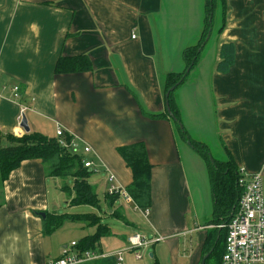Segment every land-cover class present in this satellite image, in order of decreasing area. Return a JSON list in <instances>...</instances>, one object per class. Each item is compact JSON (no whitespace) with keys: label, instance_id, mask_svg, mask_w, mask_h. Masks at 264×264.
<instances>
[{"label":"crops","instance_id":"obj_1","mask_svg":"<svg viewBox=\"0 0 264 264\" xmlns=\"http://www.w3.org/2000/svg\"><path fill=\"white\" fill-rule=\"evenodd\" d=\"M204 7L205 0H0V148L10 145L7 136L28 133L20 126L22 108L30 132L58 140L62 127L66 139L78 142L83 161L93 163L90 171L105 172L99 182L106 195L111 185L119 188L105 214H93L109 226L98 250L122 257L121 264H150L139 249L159 242L165 249L151 253L158 256L154 264H201L208 231L216 228L209 223L213 194L205 161L171 117L153 116L168 112L166 74L185 70L183 51L201 39ZM226 12L223 32H216L218 12L219 25L177 88L176 101L194 139L221 157L226 148L239 175L264 178V0H227ZM226 43L234 44L235 59L224 72L216 65ZM77 57L88 64L86 58L63 60L76 69L57 72L61 59ZM137 142L145 144L152 164L148 209L127 196L133 171L119 152ZM85 146L92 151L85 153ZM62 183L40 159H29L0 186V264H49L67 247L73 251L79 239L68 243L59 232L68 220L45 235L41 216L57 213L51 205L62 202ZM132 207L149 211L147 231L139 230ZM108 216L123 221L121 229L103 220ZM89 228L93 232L83 229L80 239L96 231ZM136 233L159 239L137 250L141 258L124 250Z\"/></svg>","mask_w":264,"mask_h":264},{"label":"trees","instance_id":"obj_2","mask_svg":"<svg viewBox=\"0 0 264 264\" xmlns=\"http://www.w3.org/2000/svg\"><path fill=\"white\" fill-rule=\"evenodd\" d=\"M220 9L222 10L221 26L216 31L218 34L224 30L226 25L227 0H205L204 28L201 39L196 45L187 47L183 51L186 69L194 62L191 68L192 71L200 61L204 49L210 39L203 48L202 44L206 40L210 28H212L213 34L214 28L218 25L219 20L217 19V14ZM219 55L221 59L217 63L216 68L220 71L226 72L234 63V44H223L220 48ZM82 58L86 57L61 59L57 67V72H70L76 69L65 63L63 60H81ZM85 68H87V66ZM186 69L183 72H169L166 74L164 81L165 93L171 86L180 80L185 74ZM191 71L187 74L181 85L185 83ZM175 91L171 92L169 96L171 111L177 118V121H173L182 139L186 142L190 141L194 150L205 161L212 187L213 218L209 223L215 225L216 228L208 231V236L203 246V257L213 249L207 257L205 264H221L228 233L227 224L236 212L244 190L239 184V167L232 154L226 150V148H224L225 156L218 158L212 153L211 147L207 143L194 139L185 127L183 130L180 128L179 123H183V120L180 113V107L176 101ZM153 116L159 118L171 117L169 112ZM7 138L10 141V145L0 148V186L8 179L10 173L14 169L20 167L23 161L40 159L49 176L60 178L62 180V191L69 195L73 194L70 201L71 205L100 207V198L97 194L96 187L88 180L92 172L89 167H85L83 162L84 158L81 153L73 149L67 151L59 144V141L56 138H49L36 132H28L23 137L9 135ZM119 152L133 171V182L128 186L127 192L131 195L139 208L148 209L152 203V164L149 161L145 144L143 142L129 144L120 147ZM70 179L73 180V185L67 181ZM106 198L109 200V205H112L117 198V194H111L108 192ZM66 220L84 221L87 224L96 227V231L93 234L83 237L73 246V252H76L79 255H84L87 251L102 254L101 251L98 250V244L100 239L109 231V226L108 224L100 223L102 220L101 216L93 213L82 215L47 213V216L43 220L45 235L52 234L55 230L60 228ZM221 224H225L226 226L220 228L219 225ZM78 264L121 263L118 262V257L116 255H104Z\"/></svg>","mask_w":264,"mask_h":264},{"label":"built area","instance_id":"obj_3","mask_svg":"<svg viewBox=\"0 0 264 264\" xmlns=\"http://www.w3.org/2000/svg\"><path fill=\"white\" fill-rule=\"evenodd\" d=\"M18 90V86H14L13 93L15 98L19 97ZM24 113L25 108H22V115ZM64 133L65 131L62 127L57 129V136L61 145L78 151L80 144L75 140L69 142L64 140ZM83 151L89 153L92 148L85 146ZM83 162L85 167L90 168L93 165L91 161L84 160ZM239 184L244 190L238 208L227 224L228 233L221 264H264V178L261 173L252 175L241 173ZM118 190L119 188H116L115 185H111L109 188L111 194L117 193ZM142 213L145 217L149 216L148 210ZM223 226L225 227L226 225L223 224L221 227ZM156 241V239H150L140 233H136L130 236L129 248L126 249L135 251L137 257L141 258V253L137 250ZM75 244V242L72 243L73 246ZM64 252L62 258L51 261L49 264H78L104 256L93 251H87L84 255H79L69 250L68 247ZM121 261L122 257L118 258V262L121 263Z\"/></svg>","mask_w":264,"mask_h":264},{"label":"rangeland","instance_id":"obj_4","mask_svg":"<svg viewBox=\"0 0 264 264\" xmlns=\"http://www.w3.org/2000/svg\"><path fill=\"white\" fill-rule=\"evenodd\" d=\"M221 12H222V10L220 9L219 10L220 16H221ZM218 25H219V23H218ZM177 92H178V89L175 91V94ZM63 139L69 142V140H67L65 137H63ZM58 141H59V144L61 145L60 140H58ZM209 143H211V142H209ZM61 146L63 148H65V150H67V151L71 149V148L65 147L63 145H61ZM210 146L212 148V153L214 155H216L217 157H221L217 152H215L214 147L212 145H210ZM105 177H106L105 176V172L101 168L94 169V172H92L91 173V176L89 177V182L96 187L97 194H98V196L100 198V204H102V206H101L100 209L99 208H96V207L89 206V205H75V206H73V205L70 204V201L68 200L69 199L68 194L66 192H62L60 190L61 191V194H62L61 196H62L63 200H62V202H57L56 203L57 204V207L56 208H54V206L51 205V209H52L51 211H56L57 212L56 214H60V215L61 214H79V215H82V214H88V213H97V214L100 213L101 215H104L105 212H106V210H108V208H106V207H108L107 206V203H106V201H107V198H106V192H107V190H106L105 184L102 185V184H100L99 181H102L101 179L102 178L105 179ZM67 181L70 184L73 185V180L72 179L67 180ZM53 189H54V187H53ZM127 196L129 197L131 195L129 193H127ZM50 199L51 200L53 199V201H54V198H53V194L52 193L50 194ZM137 208H139V207L137 206ZM134 209H135V207H132V209H130V215L132 216V218L139 225L138 226L139 227V230H145V231H147L150 228V224H151L150 217H144L142 211L139 210L140 208L139 209H135L136 211H134ZM127 210H129V207L128 206H127ZM137 211L140 213L141 216L137 213ZM211 211H212V209H211ZM103 220L105 222H108L110 224V226H112V228L114 227L115 229H121L120 226H119V223H121L123 221H121L120 219H117V218L108 216V217L103 218ZM65 223H66V225L64 227H62V229H60L59 232H61L60 234H61V236L64 237V239H66V240L69 241L68 243H71V239L73 240V239H76L77 238V240L78 239L80 240V237H82L84 235L83 233H85V232H83V229H87V232L89 231L88 233L93 232V228H89V227H93V226L87 224V227H85L84 225H82L84 223L81 222V221H70V220H68ZM222 225L223 224H221L220 226H222ZM196 240L197 239L194 238V242H196ZM156 244L151 245L147 250H141V249H139L140 252L143 253V260H142V262L148 261V262H150V264H154L155 260L157 261L158 256H159V253L161 252V249H165V243L164 242H159L157 245ZM189 244H190V242L188 243V245ZM128 246H129V244H128ZM128 246L126 248H129ZM126 248L124 249L125 252L126 253H131V250L130 249H126ZM152 252L156 253L158 256L156 255L155 258L152 257L151 256V253ZM124 256H125V259H126L128 255L125 254ZM201 264H202V262H201Z\"/></svg>","mask_w":264,"mask_h":264},{"label":"water","instance_id":"obj_5","mask_svg":"<svg viewBox=\"0 0 264 264\" xmlns=\"http://www.w3.org/2000/svg\"><path fill=\"white\" fill-rule=\"evenodd\" d=\"M211 35H212V28H210V30H209V32H208V34H207L206 40H205L204 43L202 44V48L206 45V43H207L208 40L210 39ZM200 51H201V50H200ZM193 64H194V62H193L190 66H188V68L186 69L185 74L180 78V80H179L176 84H174L173 86H171V87L168 89V91L166 92V106H167V111L169 112L171 118H172L173 120H175V121H177V118L175 117V115H174V114L172 113V111H171V107H170V103H169V96H170L171 92L175 91L176 88H177L179 85H181V83L183 82V80L185 79V77L187 76V74L191 71V68H192ZM179 125H180V128L183 130V129H184V125H183V123H179ZM20 126H21L22 128H24V130H25L26 132H30V130H31V129H30V126H29V123H28L27 116H26L25 113L23 114V117H22V121H21V123H20ZM188 144L191 145V147H193L190 141H188ZM41 216H42L43 218H45V217H46V214H45L44 212H41ZM212 250H213V249H212ZM212 250H211L209 253H207L206 255H204V257H203V259H202V264H205V261H206L207 257L210 255V253L212 252Z\"/></svg>","mask_w":264,"mask_h":264},{"label":"bare ground","instance_id":"obj_6","mask_svg":"<svg viewBox=\"0 0 264 264\" xmlns=\"http://www.w3.org/2000/svg\"><path fill=\"white\" fill-rule=\"evenodd\" d=\"M157 241L159 240V239H156Z\"/></svg>","mask_w":264,"mask_h":264}]
</instances>
